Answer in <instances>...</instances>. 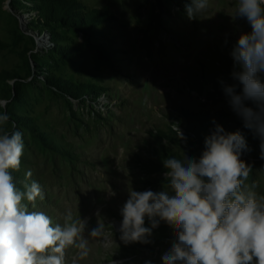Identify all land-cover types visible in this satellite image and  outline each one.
Wrapping results in <instances>:
<instances>
[{"label":"rangeland","instance_id":"1","mask_svg":"<svg viewBox=\"0 0 264 264\" xmlns=\"http://www.w3.org/2000/svg\"><path fill=\"white\" fill-rule=\"evenodd\" d=\"M188 3L0 0V112L10 117L0 127L23 133L21 166L12 171L17 187L35 180L44 190L43 201L26 202L30 211L62 223L70 201L59 183L70 179L95 194L94 179L112 183L119 156L117 168L141 176L134 191H162L163 161L198 159L216 125L244 136L249 151L241 159L252 168L246 183L264 195L260 138L244 127L221 83L236 84L241 92L232 78L240 69L231 53L250 25L235 18L236 0H209L191 20ZM123 204L112 208L108 221L96 217L90 223L111 234L108 247L98 239L108 249L98 264H162L173 229L161 222L151 243L125 244L118 230Z\"/></svg>","mask_w":264,"mask_h":264},{"label":"clouds","instance_id":"2","mask_svg":"<svg viewBox=\"0 0 264 264\" xmlns=\"http://www.w3.org/2000/svg\"><path fill=\"white\" fill-rule=\"evenodd\" d=\"M208 6L209 0H190L188 18ZM234 16L251 28L240 35L231 53L240 69L232 78L242 90L238 94L236 84L221 83L244 127L260 138L259 158L264 160V0H236ZM9 120L7 112H0V126ZM23 151V133L0 127V264H66L69 248L76 250L71 264H78L89 256L90 238L110 246L111 234L103 224L89 230L87 221L74 218L70 208L62 223L44 211L29 210L26 202L43 201L45 193L35 180L23 190L17 187L12 171L19 170ZM246 151L239 131L229 133L216 125L205 137L198 159H165L164 190L129 192L120 209V240L149 244L153 229L164 222L173 229L174 239L162 264H264V195L254 190L255 184L246 183L252 171L241 159ZM31 175L29 170L26 177ZM146 218L150 226H145Z\"/></svg>","mask_w":264,"mask_h":264},{"label":"bare ground","instance_id":"3","mask_svg":"<svg viewBox=\"0 0 264 264\" xmlns=\"http://www.w3.org/2000/svg\"><path fill=\"white\" fill-rule=\"evenodd\" d=\"M96 128H97V133L99 134L100 128L97 126ZM100 147L97 149V153L100 152L98 151L100 150ZM114 152H118V151L114 150ZM120 162H122V156L116 157L114 161L116 168L113 169V173H112L113 177H111L113 178L111 179L112 183L108 184V182H105L100 175H99L100 177L94 179L93 181L94 184L98 186L97 189L95 190V194H93V192H91L89 188L80 187L77 185L73 186L71 184L70 179L64 180L63 182L59 183V185L63 187L62 190H60L62 192V196L64 197L65 200L68 199L70 201L68 204L70 207H68V209L70 208L71 210H73L72 211L73 215L76 216V218L80 216V218L82 219V216H83V219L87 221L89 230L91 229L89 228L91 221L93 219H96V217L101 218L103 220L102 222L108 221V218H109L108 214L111 212L112 208H115L118 205V202L120 201L122 203H125L127 199L129 198L128 192L135 189L133 184L135 182H139L140 180L141 176L138 173L130 171V170H124V169L117 168L119 167ZM60 163L65 167L66 164L64 161H60ZM123 195H125V197H123ZM87 212H91V214L85 217V214ZM94 222L95 221H93V224ZM119 227L120 226H118V228ZM85 234L87 235V231ZM112 236H115V235H112ZM104 247L105 246L101 244L98 239L90 238L89 256L83 260L78 261V264H98L100 262L103 263L102 261H104L105 259L102 256H104L108 250L106 247L105 248ZM74 251L76 252L75 249ZM74 255L75 253L73 251L69 253V255L67 254L66 264H71V259ZM105 264H112V262L105 263ZM115 264H117V262H115Z\"/></svg>","mask_w":264,"mask_h":264}]
</instances>
